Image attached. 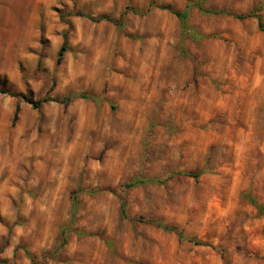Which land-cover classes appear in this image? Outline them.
<instances>
[{
    "label": "rangeland",
    "instance_id": "1",
    "mask_svg": "<svg viewBox=\"0 0 264 264\" xmlns=\"http://www.w3.org/2000/svg\"><path fill=\"white\" fill-rule=\"evenodd\" d=\"M195 1L229 14L190 5L182 28ZM255 10L0 0V88L49 98L0 93V264H264V31L236 17ZM175 171L199 176L125 186Z\"/></svg>",
    "mask_w": 264,
    "mask_h": 264
},
{
    "label": "trees",
    "instance_id": "2",
    "mask_svg": "<svg viewBox=\"0 0 264 264\" xmlns=\"http://www.w3.org/2000/svg\"><path fill=\"white\" fill-rule=\"evenodd\" d=\"M190 5H195L198 9L206 11V12H209V13H214V14H216V13H225V14H229V12L227 10H213V9H206L205 10V9L202 8L201 3L198 2V1H195V2H192V3H188L185 6V9H183V10H170L175 16H177L179 18V20L182 23V28H185V29L187 28L186 27V18H187V15H188V9H189ZM247 16L254 17L257 20V24H258L259 29L264 31V25L262 24L260 15L258 14V10L251 11V12L245 14V15H239V16H236V17L241 18V17H247ZM92 19L95 20V21H99V20H103L104 19V20H108V21H111V22L116 24V22L110 16H101V17L92 18ZM62 51H63V48H61L59 50L57 60L60 59ZM0 93L7 94V95L12 96V97L22 98L23 100L28 102L33 108H38L42 103H44L45 101L49 100V98H47V97H44V98L39 99V100H34L31 97H29L27 94H25V93H13V92L7 91V90H5L3 88H0ZM72 97H85V96L79 95V94H74V95H72ZM55 101H59V100L55 99ZM175 175H184V176H188V177H193L195 179H197L198 176H199V174L193 173V172H190V171H175L169 176V178H166V179L135 177V178L127 181L125 183V186L126 187H132V186L137 185V184H147V183H158L159 184V183L165 182L167 179H170L171 177H173ZM249 200L253 204L256 205V207L258 209V212L261 213L264 216V207L262 205H258L257 202L255 201V199L252 198V197H249ZM74 208H75V205H74ZM124 210H125V202H124V200H121V212H122V215L125 217ZM149 223H151V224H153L155 226H158V227H160V228H162V229H164L166 231H173V232H175L178 235V237L180 239H186L187 241L191 242L192 244H195V245H202L203 244V242H201L200 240H197L195 237H186V236H184V234L181 231L176 230L172 226H167V225H165V224H163V223H161L159 221H150ZM27 255L31 258L32 261H34V258H33V256L30 253H27Z\"/></svg>",
    "mask_w": 264,
    "mask_h": 264
}]
</instances>
